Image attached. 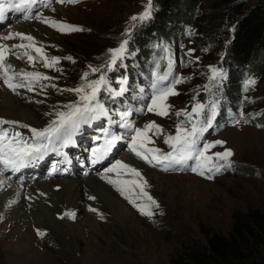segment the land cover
<instances>
[{
  "label": "rangeland",
  "instance_id": "rangeland-1",
  "mask_svg": "<svg viewBox=\"0 0 264 264\" xmlns=\"http://www.w3.org/2000/svg\"><path fill=\"white\" fill-rule=\"evenodd\" d=\"M225 1H238L250 6L258 0H206L201 5L195 23L187 27L189 33L180 42L179 51L191 61H186L179 74V77L184 78L183 83L175 86L179 95L167 98V104L171 106L169 116L161 117L147 112L146 105L150 103L152 91L145 89L141 92L140 89L141 99L133 100L132 104L120 103L118 126H109L105 130L106 135H117L122 139L132 136L130 129L121 126L123 121L120 113L127 111L130 113L127 117L128 122L136 128H143L149 121H155L160 125L163 133L159 136L149 133L154 141V144H150L149 147L168 152L170 148L164 143V137L174 135L176 124L181 120L175 116V112L185 108L191 109L196 101L208 103L218 99L217 95L220 93L215 92L214 87L220 86L225 79L218 85L212 86L207 95L196 98V101L193 100L191 93L195 90L203 91L204 85L209 83V65L217 63L226 65L223 63L225 58L221 45L227 43L224 31H231L232 23L226 18ZM147 2L148 0H77L71 4L58 3L72 6L65 8L67 10L64 17L59 15L61 18L54 20L77 25L84 30L60 32L55 29V41L40 44L48 57L55 56L61 59L54 68H45L43 62L37 59L33 64L37 69H29L53 78L42 81V84L56 85L54 88L41 87L37 84L34 90L38 92L36 99L27 100L32 107L34 106V112L39 121L37 126H47L51 120L55 119L57 111H61L65 105L79 99L76 93L64 90L83 84L85 81L82 80V76L85 72H89L87 79L90 81L93 77H99L100 73L90 72L89 65L99 67L105 64L108 49L117 47L122 39L127 38L122 34L128 28H132V31L125 57L119 60L111 70L105 68L102 71L106 76V82L113 90H117V83L113 81V74L117 70L132 66L136 70L139 68L143 71L145 66L142 62L143 56L136 46L139 44L138 39L144 34L145 21L133 22L130 18L143 12ZM54 12L56 11L52 14ZM215 37L219 40L218 44L212 42V38L215 39ZM221 41L223 42L219 44ZM189 49L195 50L191 56L186 55ZM69 56L72 60L64 59ZM26 62L29 64L27 59ZM249 78L254 79L255 84L249 86L247 90L244 89V92H240L239 99L234 103L235 111L223 105V99L219 100L218 114L211 131L203 138L204 142L217 140L225 142L211 149L208 154L231 149L233 155L229 158L230 168L213 174V179H207V175L211 173L206 172L204 176L188 172L168 173L162 166L146 164L133 152L121 153L113 164L120 158L136 163L143 179L147 181L145 190L159 204L158 208L155 206L151 208L153 215L150 217L142 215L107 180L106 184L110 186L108 188L112 196L127 207V213L122 214L119 208L113 209L108 202L95 195L87 196L89 205L81 206L82 209L78 207L74 212L71 210L74 209L73 207H70L69 211L60 207L61 210L55 209L54 214L51 213L46 217L42 213L33 211V204H31L33 201L23 202L18 208L19 211L15 212L17 214L13 212L14 209H11V204L4 206L1 202L0 264H169L170 259L175 255L194 244L204 243L206 232L227 234L233 223V214L260 207L264 197V128L250 122L258 112L264 109L262 102L264 75L261 78ZM22 91L27 92L28 96L35 94L26 88L19 92ZM19 94L17 96H20ZM129 105H133L134 108H128ZM234 113L236 117L233 116ZM132 114L133 117H131ZM225 115L230 116L231 119L227 120ZM0 118L13 121L7 117ZM236 120H239V123H235ZM17 122L19 123L6 124L2 128L12 132L15 131L13 126L23 130V125H29L21 121ZM100 172L91 176H97L96 174ZM115 174V172L109 173V176L117 179ZM128 176L129 174H126L123 178ZM58 191L60 190L56 189L55 192ZM62 193L57 194L55 199L58 198L60 201L59 196L62 197ZM89 197H95V199H88ZM40 199L46 200L43 196ZM25 204L28 205L25 206ZM90 208L97 211H90ZM11 211L12 216L15 217L7 221L5 212L10 215ZM69 212L80 213L78 223H73L72 217L66 215ZM86 214L90 215L88 223H85ZM37 216L44 222L41 230L45 233L43 237L30 226L34 217ZM67 221L71 224L69 225ZM16 226L20 227L19 229L25 234L24 246L16 245L17 242L14 240L11 241L15 233H11L10 230ZM36 235L38 236L34 238Z\"/></svg>",
  "mask_w": 264,
  "mask_h": 264
},
{
  "label": "snow or ice",
  "instance_id": "snow-or-ice-1",
  "mask_svg": "<svg viewBox=\"0 0 264 264\" xmlns=\"http://www.w3.org/2000/svg\"><path fill=\"white\" fill-rule=\"evenodd\" d=\"M60 3L66 0H59ZM69 3H75L77 0H67ZM37 0H0V18L9 9L22 10L31 9ZM152 14V0H148L144 7V11L133 15L130 19L133 22H144L151 18ZM27 18V17H26ZM35 19H42V22L57 29L60 32H74L83 31L84 29L77 25L68 24L66 22L54 20L49 17H41L36 15ZM135 24L133 25V27ZM132 28L125 30V39H122L119 45L115 48L108 49V56L106 63L99 67L89 65L91 73H100L99 78L96 80H88L89 72H85L82 80L85 82L80 86L73 89H65L64 91L74 92L78 95L79 99L64 107L66 111H57L55 119L42 128L37 129L29 125H23L25 128L30 129L31 136L25 138L19 131L10 132L8 129L0 128V171L5 169L18 170L26 166L31 161L39 159L47 151L54 148L57 142H70L72 132L78 129L81 122H87L89 119L96 118L98 115H107L104 105L97 101L98 93L102 86L106 85V76L102 69L111 70L116 66L117 62L123 59L127 53V46L131 39ZM14 37H19L21 41L26 43L13 44H0V80L12 91L19 88H26L29 91H34L35 86L40 84L41 87H56L55 84L46 85L42 81H49L53 79L39 71H24L16 70L13 65L8 62V57L15 56L17 59L26 57L29 64H34L37 59L43 62L45 68H54L60 61V57H48L43 49V46H38L35 38L30 34L15 32L9 33L0 39L8 40ZM13 49H23L22 55H18ZM166 56L167 64L163 71H160V65L156 64L155 71L153 72V80L151 83L152 93L150 96V103L146 105V111L155 113L161 117H167L170 114L171 106L167 104V98L173 95H179L176 90V85L183 83L184 78L173 75L175 61L169 50ZM194 49H189L186 53L191 56ZM34 53V54H33ZM64 59L72 60V57H65ZM199 59L198 57L196 58ZM210 76L209 83L204 85L205 91H211L212 86L218 85L223 79L226 78L224 71L216 66L209 65ZM255 84V80L249 78L244 82L245 90L251 85ZM126 89L121 86L115 95H122ZM143 92V89L140 90ZM196 101V97H193ZM219 100L213 99L208 103L196 101L192 104L191 110L187 108L175 112L176 117H183L176 124L174 135H167L164 137V143L171 149L168 152H163L156 147H149L154 144L152 135L159 136L163 133V128L155 121H149L143 128H136L127 117L129 112L125 111L120 113L123 128L130 129L132 132L129 148L140 159L153 166H162L163 170H175L177 167H188L194 173L204 176L207 179H213V174L219 173L225 168H230L231 163L229 158L233 155L231 149H225L223 152H214L209 155V151L217 145H223L224 141L204 142L203 134L213 126L215 117L218 114ZM143 110V109H141ZM51 115V114H49ZM241 115H243L241 113ZM17 121H6L0 118V125L4 124H18ZM235 123H239L236 120ZM259 126V125H258ZM151 133L152 135H149ZM121 136L112 135L110 139H106L102 149L98 148L93 151V155L103 151L104 154L111 151L116 143L121 140ZM192 162L189 164V162ZM223 161V163H221ZM96 160H93L95 163ZM106 173L115 172L117 179H113L108 175L102 176V179L107 180L108 183L114 185L121 195L125 196L140 212L142 215L152 216L151 208L153 206L159 207L157 201L145 190L147 181L143 179L142 174L138 169L132 167L122 161L117 160L111 167L105 170ZM126 174L131 175V179H122ZM95 199V197H89ZM141 201V203H137ZM90 211H97L90 208ZM66 215L74 218V213H66ZM101 219L103 216L101 215ZM37 234L41 237L45 233L37 230Z\"/></svg>",
  "mask_w": 264,
  "mask_h": 264
},
{
  "label": "trees",
  "instance_id": "trees-1",
  "mask_svg": "<svg viewBox=\"0 0 264 264\" xmlns=\"http://www.w3.org/2000/svg\"><path fill=\"white\" fill-rule=\"evenodd\" d=\"M152 1L153 13L143 24L144 34L138 39L136 49H140L143 57L147 54L156 56L158 47L167 42L181 59V65H185L191 59L179 51L180 42L189 33L187 27L195 23L206 0ZM225 3L226 18L232 23L231 31H224L227 43L221 45L226 78L220 86L213 87L222 95L223 105L235 111L234 103L240 97L242 82L264 75V0L250 6L238 1ZM218 41V38H212L214 44ZM202 90L193 91L191 96L207 95L208 91ZM250 122L264 128V109ZM204 236V243L194 244L175 255L169 264H264V197L260 207L233 214L227 234L206 232Z\"/></svg>",
  "mask_w": 264,
  "mask_h": 264
},
{
  "label": "bare ground",
  "instance_id": "bare-ground-1",
  "mask_svg": "<svg viewBox=\"0 0 264 264\" xmlns=\"http://www.w3.org/2000/svg\"><path fill=\"white\" fill-rule=\"evenodd\" d=\"M69 6H72V5L56 4V5H53L39 12L40 14L38 13L37 15L41 17L42 16L49 17L52 19H60L61 18L60 16L64 17V15H66L65 10L67 9L65 8H68ZM53 11H56V12L52 14ZM12 29L15 32L32 35L35 38V42L37 43L38 46H40L42 42H54L55 41V37H54L55 28L50 27L49 25H45V23L42 22V19H34L30 23L26 22L22 24L13 25ZM17 41H21L19 37H17L14 42H17ZM17 54L19 55L18 52ZM21 61L23 63H27L25 60V57L21 59H17L15 56H12V63L18 64V66H24ZM32 93H35V94H31L28 96L27 92L22 91L19 94L20 96H17L18 93L5 89L0 83V117H5V118L7 117V119L9 120L21 121L23 123L29 124L30 126L39 127L37 126L39 121H38V117L36 113L34 112L35 110L33 108L34 106L32 107L31 103L29 104L27 101L30 98L36 99L38 92L32 91ZM119 161H122L138 169L136 167L137 166L136 163L134 162H130V161L128 162L127 160H124L121 158L119 159ZM109 167L111 166L110 165L107 166L106 169ZM105 170L96 174L97 176L90 175L86 177L75 176V177H70V178H55V179H51V180H47L43 182H34L31 184H27V185H21L16 182L9 181V179L6 176H3L0 173V203L2 202L4 206L11 204L12 205L11 209H14L13 212L15 213L19 211L18 208L23 202L28 203L30 201H33L31 204H33L32 206L34 210L33 209L32 210L37 213H42L46 217V215L48 216L51 213L54 214L55 209L61 210L60 207H62L65 210H68L70 209V207H73L74 209H71V210H74L75 212L78 207L86 206V204L88 203L87 202L88 195L89 196L95 195V197L97 196L105 200V202H108L110 207H112L113 209L119 208L122 214H124L125 212L127 213L128 212L127 207H125L121 201H119L118 199H115L112 196L113 194L108 188L110 186L106 184V180L100 179L104 175L109 176V173H106ZM115 176L117 175L115 174ZM121 178L131 179L132 177L129 174L127 178H123V177ZM56 189L60 191L56 193L55 192ZM60 193H62V197L60 195L59 197L61 198V200L59 199L60 201H58V198L55 199V196ZM42 196H43V199L44 197L46 198L45 201H42L40 199ZM37 199L41 200V202H39V200L37 201ZM26 205L28 204H25V206ZM82 207L80 209H82ZM5 213L7 214V217H6L7 221H10L12 217H15V216H12L13 215L12 211L10 215L7 212ZM74 214H75L74 218L72 217L71 221L73 223H76L78 219H80V213L78 212ZM32 215H34V213ZM86 217L87 218H85V223L90 222V215L86 214ZM43 223L44 222L41 221V218L37 216L36 218L34 217L30 226L31 228H34L35 232H37L38 229L39 230L43 229L44 227ZM19 228H17L16 226L10 230L11 233H15V237L14 239H11V241L14 240L17 242L16 245L24 246L23 243H25V239H24L25 234ZM37 236L38 235L34 236V238H36Z\"/></svg>",
  "mask_w": 264,
  "mask_h": 264
}]
</instances>
